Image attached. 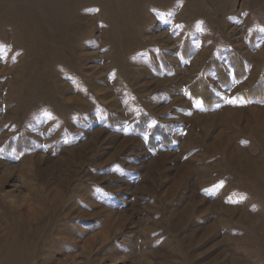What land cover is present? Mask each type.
<instances>
[{
    "label": "rangeland",
    "instance_id": "obj_1",
    "mask_svg": "<svg viewBox=\"0 0 264 264\" xmlns=\"http://www.w3.org/2000/svg\"><path fill=\"white\" fill-rule=\"evenodd\" d=\"M261 29L264 0H0V264H264Z\"/></svg>",
    "mask_w": 264,
    "mask_h": 264
},
{
    "label": "trees",
    "instance_id": "obj_2",
    "mask_svg": "<svg viewBox=\"0 0 264 264\" xmlns=\"http://www.w3.org/2000/svg\"><path fill=\"white\" fill-rule=\"evenodd\" d=\"M226 60L232 70L231 75L225 71L219 60L212 58L207 61L203 72L185 88L190 99L199 102L204 110H212L220 103L214 86L210 84L206 78L208 75L207 73H210L217 85L223 89L230 88L232 80L241 81L246 76L245 62L235 52L228 51ZM238 97L248 102H264V67L257 82L240 92ZM28 145L27 139L22 140V138H20L19 145H12V142H7L3 150H5V152L14 150L18 152L21 151V149H29Z\"/></svg>",
    "mask_w": 264,
    "mask_h": 264
},
{
    "label": "snow or ice",
    "instance_id": "obj_3",
    "mask_svg": "<svg viewBox=\"0 0 264 264\" xmlns=\"http://www.w3.org/2000/svg\"><path fill=\"white\" fill-rule=\"evenodd\" d=\"M261 31H264V29H261ZM232 103H235V101H231Z\"/></svg>",
    "mask_w": 264,
    "mask_h": 264
}]
</instances>
